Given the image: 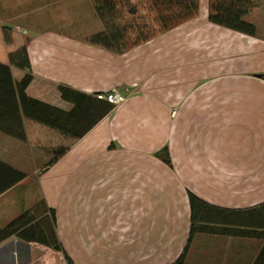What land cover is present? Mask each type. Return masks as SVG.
<instances>
[{
  "label": "crops",
  "instance_id": "1",
  "mask_svg": "<svg viewBox=\"0 0 264 264\" xmlns=\"http://www.w3.org/2000/svg\"><path fill=\"white\" fill-rule=\"evenodd\" d=\"M208 11L201 0L207 29L228 41L211 56L258 54L202 58L195 42L188 48L199 16L114 53L87 42L105 29L93 0H0V63L11 67L14 87L27 70L12 66L10 54L24 46L33 74L27 93L61 108L72 103L60 86L92 96L146 87L78 140L25 115V140L0 131V161L26 173L14 181L17 172L0 165V189L16 182L0 194V226L44 199L76 264H173L191 236V191L228 212L196 223L184 264H264V40L210 22ZM4 74L1 100L11 95ZM0 114L14 115L20 129L8 102L0 101ZM166 146L172 165L155 155ZM0 264L68 263L62 251L12 235L0 242Z\"/></svg>",
  "mask_w": 264,
  "mask_h": 264
},
{
  "label": "trees",
  "instance_id": "2",
  "mask_svg": "<svg viewBox=\"0 0 264 264\" xmlns=\"http://www.w3.org/2000/svg\"><path fill=\"white\" fill-rule=\"evenodd\" d=\"M96 10L104 22L105 29L90 36L87 42L112 51L124 53L132 47L147 42L179 24L195 18L200 13L201 0H93ZM264 8V0H209L208 20L214 24L238 31L250 36H258V24L252 19L259 10ZM6 43H13L10 28H3ZM10 64L16 68L27 70L21 80L13 85L11 67L0 63V69L11 79V95L2 102H8L9 107L20 116V129L12 123L14 115L0 114V131L15 138H27L23 117L47 126L62 136L78 140L90 131L103 117L108 115L115 104L96 96L83 93L68 87L60 86L64 100L72 103L70 109H64L46 101L34 98L27 93V88L33 80L31 63L26 46L10 54ZM9 122L6 126L3 121ZM10 117V121L8 118ZM69 146H59L53 150L50 162L57 161L66 153ZM168 165H172L168 147L155 153ZM1 166H7L17 172L14 181L26 177V173L0 161ZM16 182H10L0 189V194L12 187ZM191 205L192 228L189 243L180 257L173 264H184L189 251L190 241L196 229V223L210 219L216 215H226L227 209L214 206L189 192ZM57 220L54 209L48 207L44 199L22 212L4 226H0V242L12 235L28 241H36L62 251L68 264H76L68 255L56 232Z\"/></svg>",
  "mask_w": 264,
  "mask_h": 264
},
{
  "label": "rangeland",
  "instance_id": "3",
  "mask_svg": "<svg viewBox=\"0 0 264 264\" xmlns=\"http://www.w3.org/2000/svg\"><path fill=\"white\" fill-rule=\"evenodd\" d=\"M199 14H198V16H199L198 19L200 20V18H201V21L197 26L196 33L192 37L189 36L188 48H190V42L191 41L195 42L197 44L198 48L195 49L194 51L201 53L202 58L209 57L208 60L213 59V58H217V57L239 58L240 56H243L244 54H248V53H252V54L257 53L258 54L257 50L252 49V50H247V51L241 52L240 55H237V52H232V55H228V56L222 55L221 53L218 56H211L212 54L224 49L226 47V45L228 44V41H227V38L223 37V33H218V34L211 33L210 30L207 29V25L205 23L206 18H204V16L199 15ZM252 19H255V21H257V23H259V21H260V23H262L261 26L263 27V29L261 32H264V8L259 10L257 14L253 15ZM257 39L264 40V36H262L259 33L257 36ZM171 41H172V43H177L180 41V38L176 37ZM260 49H263V46ZM202 64H205L204 60H203ZM259 75H264V72H263V74L260 73ZM114 87H117V88L132 87V89L134 91V93L132 95H138L142 92V90H144V88H146L145 82H144V84H142V83L130 84V85L128 84L125 86H114ZM114 87H112V88H114ZM112 88H110V89H112ZM110 89H108V90H110ZM105 91H107V90H105ZM126 100H128V98ZM125 101H123V102H125ZM122 103H120L119 105H121ZM49 143L50 142H47V144H49ZM47 158H48V156H47ZM39 165H41V164L40 163L39 164H37V163H32V164L28 163L27 164L28 167L32 166L33 169H36V167Z\"/></svg>",
  "mask_w": 264,
  "mask_h": 264
},
{
  "label": "built area",
  "instance_id": "4",
  "mask_svg": "<svg viewBox=\"0 0 264 264\" xmlns=\"http://www.w3.org/2000/svg\"><path fill=\"white\" fill-rule=\"evenodd\" d=\"M134 93L132 87L117 88L114 87L107 91H99L95 96L99 99L107 100L112 104L118 105L125 101L130 95Z\"/></svg>",
  "mask_w": 264,
  "mask_h": 264
}]
</instances>
